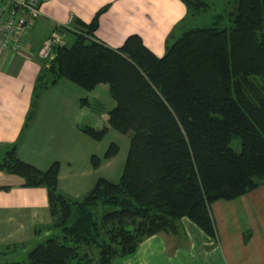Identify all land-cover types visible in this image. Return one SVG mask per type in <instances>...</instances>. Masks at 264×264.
<instances>
[{"label":"trees","instance_id":"obj_1","mask_svg":"<svg viewBox=\"0 0 264 264\" xmlns=\"http://www.w3.org/2000/svg\"><path fill=\"white\" fill-rule=\"evenodd\" d=\"M180 1L189 15L208 6ZM226 2L209 22L182 29L157 56L135 32L117 46L95 35L96 14L107 4L88 20L72 17L55 27L73 39L54 44L44 59L22 128L40 91L58 78L85 90L104 82L114 101L106 123L128 133V149L114 180L98 177L72 197L56 187V160L39 169L17 157L13 141L0 170L22 177L24 186H44L50 219L34 226L23 259L0 258V264H111L152 233L176 234L182 215L212 236L210 201L233 199L264 179V0ZM80 127L95 139L107 129ZM116 150L110 142L102 156ZM99 159L89 158L93 166Z\"/></svg>","mask_w":264,"mask_h":264},{"label":"crops","instance_id":"obj_2","mask_svg":"<svg viewBox=\"0 0 264 264\" xmlns=\"http://www.w3.org/2000/svg\"><path fill=\"white\" fill-rule=\"evenodd\" d=\"M106 1H110L106 10L118 12L144 5L140 17L151 22L158 37L164 36L171 20L185 11L180 0H41L23 50L0 49V156L15 141L17 157L39 169L56 160V187L72 197L88 191L98 177L114 180L124 162L128 133L106 123L107 110L114 101L106 100L107 107L93 105L100 101V90L108 91L107 84L98 82L85 90L65 77L58 78L40 91L32 118L24 128L22 123L33 80L44 62L36 55L40 40L55 27L69 24L72 17L88 20ZM113 26L108 28V35L118 41L124 31ZM70 34L63 32V41H69ZM95 35L103 41L96 30ZM81 125H104L107 129L95 139L84 133ZM113 141L116 152L103 157ZM91 154L100 157L96 166L89 160ZM22 182V177L0 170V258L11 259L25 252L35 238L34 226L45 225L50 219L46 188L24 186ZM210 204L220 223L216 227L210 214L214 235L182 215L176 234L152 233L111 264H264V179L244 194ZM11 244H15L14 249H4Z\"/></svg>","mask_w":264,"mask_h":264},{"label":"rangeland","instance_id":"obj_3","mask_svg":"<svg viewBox=\"0 0 264 264\" xmlns=\"http://www.w3.org/2000/svg\"><path fill=\"white\" fill-rule=\"evenodd\" d=\"M227 0H207L208 6L200 11L199 13H193V14H188L186 7L185 11L182 12V15H180L178 18L175 19V17L171 20L170 26H169V31L166 32V34L162 37H158L157 35H154L152 29H151V22H146L145 17H140L141 14L144 15V5L141 7V9H138V7H132L131 9L128 8H122V10L115 11V10H106L103 9L101 11H98L96 14V19H97V25L94 29L96 30L99 37L103 39V41L109 46H116L120 44V41L127 35L132 32L137 33L140 36L141 41L152 51L154 54L161 55L163 54V51L165 47L173 41L174 37H176L179 32L187 28L191 25L195 24H203L205 22H209L212 20L214 13L221 12L224 8L228 6V3L226 2ZM110 1L104 2V4L109 5ZM103 5V4H101ZM99 5L98 8L101 6ZM106 6V7H107ZM185 6V5H184ZM96 8V9H98ZM147 9L149 7H146ZM95 9V10H96ZM95 12V11H94ZM92 13V15L94 14ZM151 18V17H150ZM152 19V18H151ZM112 22L113 25L117 28H121L122 31H124V36L118 41H115L114 39H111V37L108 35V28L112 27L113 25L111 24ZM222 24H226L224 21H221ZM113 26V27H114ZM70 40L66 43L71 42L73 39V36L70 34ZM111 97L108 93V91H103L100 90V101L93 104L95 107H107V101L110 100ZM229 144L231 147L234 149H239V144H238V139L236 136L232 135L231 139L229 141ZM215 200H227L224 198H218L214 199ZM210 201V203L212 202ZM208 205L209 209V214H211L214 218V222L216 227L219 226V221L217 219V216L215 215V210L214 208L212 209V204ZM220 228V227H219ZM95 252V248H91L88 252L89 256H93ZM25 256V253L22 252L19 255L14 254L10 258L14 259H23Z\"/></svg>","mask_w":264,"mask_h":264},{"label":"built area","instance_id":"obj_4","mask_svg":"<svg viewBox=\"0 0 264 264\" xmlns=\"http://www.w3.org/2000/svg\"><path fill=\"white\" fill-rule=\"evenodd\" d=\"M41 0H0V49L21 52L28 31L39 14ZM63 32L52 29L38 43L36 55L49 59L54 44L63 42Z\"/></svg>","mask_w":264,"mask_h":264}]
</instances>
